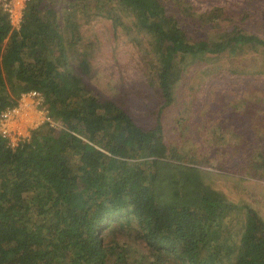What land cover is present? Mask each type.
<instances>
[{"label": "trees", "instance_id": "1", "mask_svg": "<svg viewBox=\"0 0 264 264\" xmlns=\"http://www.w3.org/2000/svg\"><path fill=\"white\" fill-rule=\"evenodd\" d=\"M116 8L134 12L162 49L164 105L188 61L243 44L264 48L238 24L224 41L194 39L161 0L110 1L104 13ZM74 41L52 0L27 1L18 28L0 3V113L36 90L61 123L56 133L48 123L36 127L16 146L0 135V264H264V219L246 206L232 239L223 219L238 205L207 171L177 161L160 122L144 128L93 91L85 57L81 67L74 61ZM249 168L264 178V162Z\"/></svg>", "mask_w": 264, "mask_h": 264}, {"label": "rangeland", "instance_id": "2", "mask_svg": "<svg viewBox=\"0 0 264 264\" xmlns=\"http://www.w3.org/2000/svg\"><path fill=\"white\" fill-rule=\"evenodd\" d=\"M52 1L64 31L74 29V61L81 67L85 57L89 87L144 128L160 122L177 161L207 171L204 177L212 186L238 205L223 219L232 239L241 231L246 206L264 219V178L257 179L249 168L251 161L264 162V48L243 44L235 51L188 61L172 101L164 105L158 88L162 49L139 27L134 12L124 15L116 8L104 13L115 0ZM161 1L194 39L224 41L235 24L264 39V0ZM215 8L223 11L209 17ZM204 13L205 19L198 20ZM35 118V112L20 117L13 123L17 134L11 135L29 137L38 127ZM51 119L56 133L61 123ZM242 176L245 181L239 180ZM135 242L146 251L145 243Z\"/></svg>", "mask_w": 264, "mask_h": 264}, {"label": "built area", "instance_id": "3", "mask_svg": "<svg viewBox=\"0 0 264 264\" xmlns=\"http://www.w3.org/2000/svg\"><path fill=\"white\" fill-rule=\"evenodd\" d=\"M27 1L29 0H0L3 10L9 15V19L13 28L19 27L22 19L23 9ZM33 111L35 112L36 118L34 120L36 121L37 126H40L43 123H48L49 126L53 125V121L51 117L48 116L47 109L44 107L43 96L36 90H30L28 92L22 93L15 106L7 107L1 111L0 135L6 137L11 146H16L20 141L28 138H25L22 135H18V137L15 135L12 136L11 132L14 128L13 123L16 122L20 117L34 113ZM13 132L14 134H17V131Z\"/></svg>", "mask_w": 264, "mask_h": 264}]
</instances>
